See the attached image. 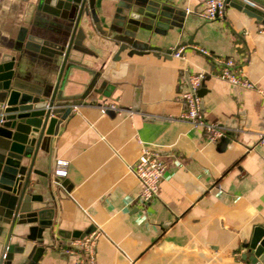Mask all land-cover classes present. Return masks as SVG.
<instances>
[{
  "label": "crops",
  "instance_id": "crops-1",
  "mask_svg": "<svg viewBox=\"0 0 264 264\" xmlns=\"http://www.w3.org/2000/svg\"><path fill=\"white\" fill-rule=\"evenodd\" d=\"M170 1L179 19L166 34L152 35L156 52L121 51L113 58L106 18L114 0H93L98 21L79 23L84 50H69L58 88L80 101L62 119L49 152L37 151L32 167L46 175L30 173L27 186L52 210L50 227L34 240L45 246L35 264H74L62 249L72 232L86 228L97 232L96 264H251L247 241L256 225L264 228V0H231L262 20L225 5L223 16L211 21L198 16L199 0ZM69 29L67 20L38 9L37 0H0V58L11 55L28 82L51 83L60 57L24 49L21 37L64 45ZM176 45L181 55L172 54ZM199 48L234 59L256 88L214 75L217 64ZM191 70L204 73L200 109L222 131L214 141L179 117ZM109 102L120 111L99 110ZM139 141L165 164L157 194L146 204L136 201L139 182L131 170ZM56 159L66 161L58 181L51 173ZM11 233L26 250L34 243L24 239L27 224ZM12 256L11 264L24 257Z\"/></svg>",
  "mask_w": 264,
  "mask_h": 264
},
{
  "label": "water",
  "instance_id": "water-1",
  "mask_svg": "<svg viewBox=\"0 0 264 264\" xmlns=\"http://www.w3.org/2000/svg\"><path fill=\"white\" fill-rule=\"evenodd\" d=\"M225 5L234 6L247 16L262 20L259 14L234 1L225 0ZM37 8L67 20L70 29L64 45L32 34L21 37L24 38V49L52 58L60 57L55 79L51 83L28 82L18 76L11 55L0 58V229L6 227L0 264H11L14 254L24 256L15 264H35L45 249L44 245H37L34 240L43 228L50 227L49 214L52 210L40 195L27 190L30 173L46 175L36 171L32 164L38 150L49 152L62 119L68 114L70 106L80 101V98L66 99L58 85L69 50H84L81 40L85 33L79 23L87 17L92 22L98 21L93 0H37ZM106 19V33H112L111 41L116 46L113 58L116 59L121 51H125L126 55L159 51L160 45L151 42L152 35L166 34L179 18L177 7L170 0H114L113 9ZM186 42L192 43L191 39ZM181 44L183 42L178 45ZM171 51L165 49L166 53ZM58 180V177L54 178V181ZM48 194L51 197V193ZM20 224H27L24 239L34 241L28 250L25 243L18 245L12 240L11 231ZM89 230L86 228L82 233L71 234L81 236ZM247 242L245 258L251 264H264V228L256 225Z\"/></svg>",
  "mask_w": 264,
  "mask_h": 264
},
{
  "label": "built area",
  "instance_id": "built-area-1",
  "mask_svg": "<svg viewBox=\"0 0 264 264\" xmlns=\"http://www.w3.org/2000/svg\"><path fill=\"white\" fill-rule=\"evenodd\" d=\"M203 2V8L198 11V16L202 20L211 21L223 16L225 0H199ZM183 47H176L172 54L177 56L182 54ZM201 52L207 55L217 64L218 69L214 75L226 80L231 84L252 89L256 88L254 82L242 73L241 69L231 57L214 56L202 48ZM204 79V73L200 70H191L185 74V88L180 92L184 108L179 113V117L188 121L192 125L204 130L205 138L214 141L222 131L221 127L207 120L200 109V95L198 89ZM106 108L114 111H120V108L114 102L99 105V110L103 112ZM261 137L260 139H263ZM139 153L131 166V170L139 182V191L136 195V201L140 204L148 203L158 191L159 180L165 168L161 154L141 141H139ZM52 175L61 177L66 173V161L56 159L51 167ZM97 232L90 231L81 236H72L63 246V251L73 257L74 264H96L95 238Z\"/></svg>",
  "mask_w": 264,
  "mask_h": 264
}]
</instances>
